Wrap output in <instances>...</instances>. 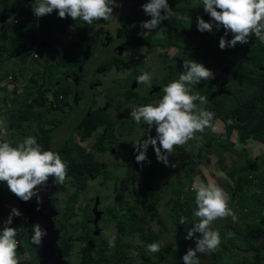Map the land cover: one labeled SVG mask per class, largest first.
<instances>
[{
    "label": "rangeland",
    "instance_id": "374dc122",
    "mask_svg": "<svg viewBox=\"0 0 264 264\" xmlns=\"http://www.w3.org/2000/svg\"><path fill=\"white\" fill-rule=\"evenodd\" d=\"M28 1L32 2L25 5V12H27V8L33 12L31 7L33 0ZM175 1L189 2V0H168L169 6L173 5ZM2 2L3 0L1 1V7L3 8ZM123 2L125 4L130 3L128 9H131L133 6H142L149 0H133L131 2L130 0H123ZM22 3L23 1H19L18 4ZM116 3L120 5L121 0H116ZM18 4H15L6 12L2 11L4 21L10 22L12 25L30 22L33 27L29 30L27 41L18 38L17 34L20 31L18 27L16 30H12L7 36L8 41L3 43L2 47L9 46L14 41H16V45L20 49H22L20 44L25 42H27V45L30 42L34 45L28 51V61L26 63L21 64V62L12 61L10 64L1 65L0 116L7 125L2 122L0 141L14 140L15 144H17L21 142L18 141L20 137L34 136L41 147L44 146V141L47 139L49 150H60L62 145H67L69 146L68 150L71 152L78 146L84 148L87 152H91L93 136L87 140H82L77 132L72 129L83 117L88 105L91 102H94L93 104L102 103L104 107L101 112H104L107 107V113L104 114L108 120L121 119V122L116 121L121 124L119 127H122V129L121 131L116 130V140L113 142L114 149L100 153L92 152L98 160L106 163V171L97 179L88 181L86 187L79 190L78 194L73 193V186L68 183L70 179H66L62 185L57 184L59 189L52 192L50 200L54 214L51 217V221L53 229L59 231L57 244L58 246L61 245L63 236L68 237L70 244L69 252L65 257L63 256V261L65 264H82L80 248L83 251V247L89 245L92 240H96L99 250H102L108 247L109 237H116L119 229L118 225L121 221H127L130 216L132 219L131 226L135 227L142 217L146 216L148 221L143 232L146 234L153 233L150 238L159 235L160 241H163L161 250L156 253L147 252L146 248L149 242L145 243L143 241L139 231L133 234H124L122 241L129 252L126 257L121 259L120 264H140V260L147 261L142 254H145L154 264H167L171 258L167 256L169 248L163 249L165 243L171 244L176 240L184 239L182 244L173 247L174 256L171 262V264H183L181 257L189 247L195 248L196 240L195 236L191 240L185 239L187 229L192 227V223L189 222L183 225L179 223V220L182 216H192L196 204L188 210V215L183 207L175 209L171 207H174L175 203L181 200H187L188 198L195 200L193 185L200 182H215L226 193L230 194L223 186L226 184L233 186V178L225 172L224 168L230 167L239 161L243 163L246 160L253 167H259V171L250 173L248 178L251 181L264 182V143L260 140L253 142L254 138H251L250 147L240 149L238 142L237 144L235 143V134L233 132L229 134L226 124H223L225 123L224 120L214 114L213 127L208 128L210 135L207 136L212 137V145L208 151L202 150L200 145H198V143L200 144V139L196 137L195 142L197 143L191 146L192 149H189L190 146L187 144L183 147H176L174 152H177V154L173 155L172 164L169 162V165L166 166L163 162L157 160L153 147L149 145L146 152L148 159L142 162L143 166H141L135 160L134 142L143 141L149 135L155 137V125L149 130L148 125L141 121V125L135 127L134 125L137 123L130 122V112L135 107L156 103L162 98L163 92L159 89L160 83L156 81L158 78L152 79L155 81L146 90L147 92L143 90L142 84H138L137 81L129 78L122 79L115 84L144 98V101L140 104L133 99H128V110L120 108L117 92L115 93L114 88H112L111 92L112 98L106 95H98L95 98L93 97L95 90H91V83L94 81V77L100 74L105 69V65L108 64V62L104 61V58L109 54V50L114 52L115 49H112V47L121 44V37L119 39L114 37V41L105 39L104 47L107 46L108 50L97 48L100 44L99 42L103 41L104 31L115 34L118 24L116 17L113 15L108 19V22L94 21L93 25L89 26L84 24L83 21H74L70 17L59 18L58 13H56L49 15L46 17V21L42 22L32 15L29 18L27 13L28 19H22L25 18L24 14H20L17 17L15 14L19 13ZM135 12L131 13V15L136 16L139 13L146 15L143 7L137 8ZM146 17L151 19L148 15ZM199 17L213 25L210 32L211 36H209V31L199 32L197 28L198 33L195 36L200 48L199 57H191L192 49L191 46H188L189 42L178 40L176 44L169 41L166 21L161 23L159 29L152 32L145 30L147 31L146 34H151L148 37L153 42L151 46L136 47L134 50L138 52L147 51L155 55L162 72L167 75L170 74V68L175 60L176 79L179 78L180 73L184 70V61L194 60L202 63L205 67L212 70L216 80L214 82L212 81L213 79L208 80L205 86L207 90L214 88L211 92V99L217 101V97L231 95L232 92L238 98L234 93V89L240 88L242 97L247 100L264 83V74L261 76L262 71H264V53H259L258 58H254L253 55L256 53L260 41L252 35L246 44L241 45L238 43L235 47H226L221 50L219 40L222 36H225L224 28L222 26L217 28L216 22L205 11L200 13ZM71 22H74L83 32L89 33L91 37L88 48L84 51L82 50L84 48L82 45H75L84 41L78 37V34L75 35L78 39L73 41L74 44L70 48L63 47V42L55 37L64 32L67 29L66 25L69 26ZM132 29V26L123 22L122 33L126 38V45L131 46L129 50L134 47L131 39ZM75 32L76 30L72 26L66 34V39H69ZM140 34L143 38L147 36L144 33ZM231 38L232 33L229 32L225 39L230 40ZM181 41L183 46L188 47L182 48L180 46ZM2 49H0V56L4 53ZM251 50L254 51L251 53ZM13 56L14 54L10 58ZM71 56L76 59H83V61H78V64H76L71 59ZM250 57L257 61L260 72L257 71V68L249 59ZM226 68L227 71L225 70ZM71 72L75 75L72 76ZM71 84L75 87L70 88ZM239 85L242 87H238ZM209 94L210 91H208ZM13 101L21 102L22 107L18 108L32 114L29 120L36 122V132H24V124L25 122L27 124L29 120L20 121L15 115L6 118L7 110ZM57 113L63 119V122L62 120L55 121ZM45 121L53 125L51 130L44 131L42 129L40 124ZM60 122L62 123L61 126H55V123ZM100 131L101 128L99 129ZM259 133L261 134V139L264 140V124L261 126ZM238 150L240 152H237ZM189 152H203V155L198 161L196 158L192 159L193 156ZM239 153L243 157H240ZM60 155L62 157L61 153ZM186 157L187 160L185 159ZM186 172L191 176V179L185 187L181 188L180 183L184 180ZM173 180H175V184L170 188L173 196V205L167 207V210L171 212V217L163 224L160 218L162 215L161 209L165 208L164 195L161 193L159 185L163 183L170 184ZM96 193H101V195L97 197ZM262 194H264V189ZM145 202H154V206L158 211L156 218H150L152 213L145 212ZM27 203L29 204L30 201H27ZM229 206L236 213L238 220L233 222L231 217H227L217 219L211 225L213 230L219 232L221 241L228 244V252H221L218 248L215 252L198 253L199 264H247L248 258L253 260L254 252H260L258 249L254 250L253 244L257 245L264 240V237L256 241L247 239L244 228L246 222L253 221L256 218L248 226L251 229L253 228L252 230L264 231V217L246 213L245 209L237 210L232 204ZM237 206L239 208L244 207V204ZM12 207L19 209L18 198L8 190L5 183L0 182V212L2 214L0 229H2L3 221L8 217ZM252 208H255V206ZM27 219V216L20 217L15 225H10L17 229L16 238L19 241L17 251H22L18 257L20 264H39L34 248L28 243L30 234L29 229L25 227ZM192 219L193 217L189 221ZM257 225H261L262 228L257 229ZM195 235L199 236L200 234L197 233ZM117 243L115 241V245ZM59 248L61 247L59 246ZM78 252L80 253L78 254ZM104 253L107 256V260H110L114 250H104ZM227 253L234 255V259L231 256L228 257ZM237 256L238 260H236ZM91 258L93 259V264H95L98 261L99 253L94 251ZM104 264L112 263L105 261ZM252 264L259 263L253 262Z\"/></svg>",
    "mask_w": 264,
    "mask_h": 264
},
{
    "label": "clouds",
    "instance_id": "9594fccd",
    "mask_svg": "<svg viewBox=\"0 0 264 264\" xmlns=\"http://www.w3.org/2000/svg\"><path fill=\"white\" fill-rule=\"evenodd\" d=\"M197 4H202L204 11L216 22L217 28H224L225 36L229 32L232 33L230 40H226L225 36L220 38L221 50L235 47L238 43L246 44L252 35L264 44V0H193V6ZM118 6L116 0H33L32 11L40 18L55 10L59 18L71 17L74 21H83L91 26L94 21H107L113 16V8ZM142 7L145 14L151 17L141 22L142 29L148 32L159 29L163 21L173 16L178 21H191L187 14L174 12L168 0H149ZM212 27V23L203 18L197 19L199 31L211 32ZM183 69L178 79L163 86L161 99L156 103L135 107L130 112L131 119L137 124L143 121L149 130L155 125V137L149 135L143 141L134 142L135 160L141 166L142 162L148 159L146 152L149 145L153 147L157 160L168 166V157L176 147H183L190 140L200 138V132L213 127L214 113L204 108L208 97L199 92H192V86L202 80L214 79V73L194 60L184 61ZM151 80L152 75L147 71L137 77L138 84L152 85L154 81ZM226 127L228 129L227 124ZM67 170L68 166L61 155L52 150H42L34 136L25 137L15 146L7 140L0 141V182L5 183L8 190L22 201L27 202L35 197L39 205L42 202L40 192L48 188L49 178H54L55 185H62L65 183ZM193 191L196 204L192 212L193 219L189 221L187 217L182 216L179 223H192V227L187 229L185 239L191 240L195 236L196 243L195 248L189 247L181 257L183 264H199L198 253L207 254L215 252L218 248L221 252H228V244L221 241L219 232L213 230L211 225L217 219L227 217H231L233 222L238 220L236 213L229 206L228 193L217 183L200 182L193 185ZM20 215V210L12 207L3 221V227L0 229V264H20L17 256V229L10 226L13 217ZM197 233L200 235L196 236ZM47 234V230L37 223L33 227L31 242L41 246ZM108 246L115 247L114 236L109 237ZM162 246L163 241H154L147 245L146 251L156 253ZM169 253L170 251L167 252ZM227 256L234 259L232 254L227 253Z\"/></svg>",
    "mask_w": 264,
    "mask_h": 264
},
{
    "label": "trees",
    "instance_id": "16d2710c",
    "mask_svg": "<svg viewBox=\"0 0 264 264\" xmlns=\"http://www.w3.org/2000/svg\"><path fill=\"white\" fill-rule=\"evenodd\" d=\"M133 0H130V2ZM3 11H7L6 8V1L3 0ZM120 7L127 9L130 7V3L125 4L123 0H121ZM142 6H133L131 7V10H135ZM174 12L177 13H183L187 14L190 18V22H182L176 20L175 16L170 17L168 20H166V24L168 26L167 29V36L169 41L172 43H178V40H185L189 42L188 46H191L192 49V55L191 57H199V44L196 40V34L198 33L197 30V19L200 18L199 14L204 12V8L202 4H197L196 6H193V0H191L188 3L182 2V1H175L173 5L170 6ZM134 11V12H135ZM57 11H53L51 14H56ZM45 15L43 17H40L39 19L42 22L46 21V17L49 15ZM141 17H146V15L139 13ZM35 16V15H34ZM2 20H4V16L1 14ZM122 17L126 19V24L131 26L132 18L135 16L130 15L129 17H126V14H123ZM149 17V16H148ZM37 18V17H36ZM71 19V17H70ZM147 20H149L146 17ZM118 25H120L121 20L119 16L117 17ZM103 21V20H101ZM141 26V25H140ZM120 28V27H118ZM107 32V31H105ZM201 32V31H199ZM212 34L209 32V36ZM8 39L6 38V27L4 23H1L0 27V49L3 48V54L0 56V69L2 64H10L12 61H18L21 62V64H24L28 61V51L31 47H33V43L30 42L27 45V42L20 44L22 49H20L16 45V41L12 42L9 46L2 47L3 43L7 42ZM182 41L180 46L182 48H186L188 46H183ZM150 45H152L153 42H149ZM30 46V47H29ZM254 50H251V53ZM259 53H264V44L259 43L257 46L256 53L253 54L254 58L259 57ZM14 54L12 58L10 56ZM252 55V54H250ZM264 55V54H263ZM4 57V58H3ZM251 61L253 62V65L255 68H257V71L260 72L258 69L259 64L255 59L250 57ZM166 63V62H164ZM168 66H170L167 63ZM175 60L173 62L172 67L170 68V74L168 75V79L164 81L163 84H159V89L162 90L163 86L170 83L173 80H176L177 70L175 68ZM227 71V68L225 69ZM264 71H262L261 76H263ZM213 82L216 81L215 79L212 80ZM208 81H201L199 84L192 86V92H199L201 95H204L208 97L207 104L204 105V108L207 111L214 112L215 115L220 117L224 122L228 125L229 134L234 132L236 135V144L238 142V147L240 149L250 147V139L254 138L253 141L260 140L264 143V140L261 139V134L259 133V130L261 129V126L264 124V83L261 84V87L247 100H244V97H242L241 92L242 90L240 88H235L234 93L238 96L235 97L233 95V92L231 95H223L220 97H217V101L211 99V92L214 90V88L207 90L205 88ZM238 87H242L239 85ZM208 91H210V94L208 95ZM232 91V90H231ZM127 94V97L129 99H133L137 103H142L144 101V98H141L137 96L136 94H132L128 91H124ZM111 95V94H110ZM95 97V96H94ZM96 98V97H95ZM125 102H128V99L126 101H118V104L120 108H124L125 110H128L129 107H124ZM91 102V104L88 105V108L86 109L83 117L78 121L73 127V131L77 132L80 139L87 140L90 137L93 136V142H92V151L87 152L84 148L78 146L76 149H74L73 152L69 151V146L62 145L61 149L55 150V152H58L59 154H62V159L68 166L67 170V177L66 179L69 180V185L73 186V193L79 192V190L84 189L87 185V182L90 180L97 179L102 173L106 171V163L98 160L92 152L100 153L103 151H112L113 148V142L116 140V130L121 131L122 127H119L121 124H118L116 121L119 120H108L104 113H107V107L104 109V112L101 110L103 109L102 103H95ZM197 103H199L197 101ZM263 112V113H262ZM120 115V114H117ZM32 114L27 112L26 110H23L20 115H16L15 117H19L20 121L29 120L31 118ZM119 117V116H117ZM56 120H62L61 117L58 115V113L55 116ZM123 121V120H122ZM231 121V122H229ZM124 122V121H123ZM130 122L134 123L135 121L130 119ZM142 123V122H141ZM135 124V127H139L141 125ZM225 123H223L225 125ZM62 123H55V126H61ZM101 128V131L99 132V129ZM103 131V132H102ZM210 135L208 128H205L203 132H200V147L204 151H208L212 145V137L207 136ZM47 136V135H46ZM208 137V138H207ZM46 139V138H45ZM15 146L14 140H8ZM203 141V143H201ZM197 143L195 142V139L190 140L187 143V145L190 146L189 149H192L191 146ZM194 146V145H193ZM42 150H49L48 141L47 139L44 141V146L41 147ZM54 151V150H52ZM237 152H240L238 150ZM203 152H189V154H192V159L196 158L198 161L200 160ZM177 152H173L172 155L169 157V162L172 164L173 155L175 156ZM120 156V155H119ZM240 157H243L241 153H239ZM185 157V156H182ZM187 160V157L185 158ZM259 167H253L250 163L245 162H237L232 164L230 167L224 168L225 172L229 174L233 178V186H230L229 184L224 185L223 187L226 188L230 194L229 197V205L232 204V206H235V209L244 210L246 213H252V215H260L261 217H264V194H262V190L264 189V182H258V181H251L249 180L248 176L250 173L258 172ZM165 179V177H164ZM191 179V176L187 174L184 176V180L180 183V187H185L188 183V181ZM54 178L50 177L48 181V188L41 190L45 194H47L48 198L52 197V192L55 190H58L59 187L54 184L53 182ZM175 184V180H173L170 184H160L159 189L161 193L164 195V207L162 210V215L160 218V221L165 224L166 221L171 217V212L167 210V207H171L173 205V196L170 192V188L172 185ZM254 191V192H253ZM76 194V195H77ZM101 193H96V196L99 197ZM72 204V202H70ZM195 204L194 199H187V200H181L175 203L174 207H171L173 209L178 207L185 208V212L192 208V206ZM244 204V207H238L237 205ZM255 208H252L254 207ZM248 208L252 209L249 210ZM145 212L146 213H152L150 215V218H156L158 215L157 208L154 206V202H145ZM192 216H188V220L191 219ZM2 218V214L0 212V219ZM256 218H254L253 221H248L245 223V229L244 232L247 235V239H250L253 241L259 240L260 238L264 237V231L263 230H252L248 225H250L252 222H254ZM261 220V219H259ZM148 219L146 216H143L140 222L135 226H131L132 219L129 216L127 221H121L119 223V229L118 233L115 237V241L118 242L114 248L105 247L102 250H99L98 244L96 240H92L89 245L83 247L81 257H82V264H93V259L91 258V255L94 251L99 253L98 261L95 264H104L105 261L109 263L114 264H120L121 259L123 257H126V254L129 252L128 248H125V244L122 241V236L124 234H133L136 231L140 232V237H143V241L145 243L149 242L152 243L154 241H160V236H153V238H150L153 233L146 234L143 232L145 228V224L147 223ZM264 221V220H263ZM128 225V226H127ZM262 228L261 225H257V229ZM62 243L59 245L61 248L62 255L65 257L67 253L69 252L70 244L68 241V237H64L61 239ZM184 239H179L174 241L171 244L164 245L163 249L169 248L170 253L167 254L171 260L167 264H171L173 261L174 256V250L173 247L179 244H182ZM253 248L258 249L260 252H254L252 258L253 260L247 259V264H252L253 262L264 264V241L258 243L257 245L253 244ZM104 250H114V253L112 254L110 260H107V256L104 253ZM22 251H17V256ZM78 252V254L80 253ZM146 257L147 261L140 260V264H154L145 254H142ZM255 256V257H254ZM129 259V257H127Z\"/></svg>",
    "mask_w": 264,
    "mask_h": 264
},
{
    "label": "crops",
    "instance_id": "0c3cea01",
    "mask_svg": "<svg viewBox=\"0 0 264 264\" xmlns=\"http://www.w3.org/2000/svg\"><path fill=\"white\" fill-rule=\"evenodd\" d=\"M1 1L0 0V27H1V23L5 24L6 27V38L9 34V32H11L12 30H16L18 27V31L19 33L17 34L18 38L23 39L25 41H27L28 35L30 33V27L28 25L27 22H23V24L20 25H12L10 22L8 21H4L2 20L1 14L3 11V8L1 7ZM6 1V8L7 10H9L10 8H12L15 4H18L19 1H23L22 4H18L17 8L19 10L18 14H15L17 17L20 14H24L25 18L22 19H27V14L25 12V5L32 2V1H28V0H5ZM32 7V6H31ZM27 10L30 11L29 8H27ZM121 7L119 5V7H114L113 8V15L116 17H118L119 13L121 12ZM135 10H132V13H136L134 12ZM13 13V12H12ZM33 14V12H31ZM34 16V14H33ZM147 20L146 17H141L140 15H136L134 18H132L131 21V26L133 28H139L140 33H144L146 34L147 31H145L146 29H142L141 22ZM103 22H108L107 21H103ZM74 26V29L76 30V32L69 38L66 39V34L70 31L71 27ZM119 25L117 24L116 28ZM105 32V31H104ZM76 34H78V37L84 41H82L80 44H75V45H82L84 48L82 49L83 51L88 48L89 42L91 40V37L89 35V33L87 32H83L82 29L80 27H78L74 22H71L70 25L68 26L67 31H64L62 33H60L59 35L55 36L57 39H59L60 41L63 42L65 48H70V46L72 44H74L73 41L77 40L78 38L75 36ZM109 35H111V33L109 32ZM108 34H106V37H109ZM147 36H145V38L147 39L148 42H152L151 39H149L148 37L151 35L146 34ZM105 41V39H104ZM104 41L99 42L100 44L97 46V48L100 49H107V46L104 47ZM115 49L117 50V48L115 47ZM108 50V49H107ZM116 50L113 52L111 50H109V54L104 58V61H108L110 58H112L113 56H116ZM128 50L123 51V49L121 48V50L118 53L119 56V61L117 62L116 66L110 65L109 69L101 72L100 74H97V76L94 77V81L91 83V90L94 91V94L97 95L99 92H103L106 89L109 88H114L115 89V93L117 92V98L118 101H126L127 99L125 97H123V93H124V89L120 88L119 86H116L115 84L118 83L120 80L125 79V78H129L130 80L132 79L133 76L137 75L136 70H134L135 68V61L130 60L129 62L126 63V61H122L120 60L123 55H125V53H127ZM12 56V55H11ZM157 63V68H156V73H161L162 72V68L158 62V59L155 55H152ZM70 57V55H69ZM71 59L75 61L76 64H78V61H83V59H79V58H74L73 56H71ZM124 63H126L127 65L124 66ZM72 73V72H71ZM75 75L74 73H72V76ZM152 82V81H151ZM148 86L146 87L145 91L149 88V86H151L150 84H147ZM75 86L73 84L70 85V88H74ZM144 90V89H143ZM112 92V90H111ZM21 102L18 101H13L6 113V118H10L12 116H14L15 114L19 113L21 114L23 110H20L18 107H22ZM124 107H129L128 102H125ZM2 122L7 125V123L5 122V120L1 119L0 116V129H2ZM28 124V125H27ZM25 122L24 124V132H36L37 131V124L34 120H29L28 122ZM42 129L44 131H49L51 130V128L53 127V125L49 122H43L40 124ZM145 128V127H143ZM8 139V138H7ZM24 138L20 137V139H18V141H22ZM256 142V141H253ZM238 260V256L237 259Z\"/></svg>",
    "mask_w": 264,
    "mask_h": 264
},
{
    "label": "flooded vegetation",
    "instance_id": "af4514ba",
    "mask_svg": "<svg viewBox=\"0 0 264 264\" xmlns=\"http://www.w3.org/2000/svg\"><path fill=\"white\" fill-rule=\"evenodd\" d=\"M26 13L29 15V18H31V15L33 16V14L31 13V11H29V10H27ZM131 13H132V10L131 9H127V7L122 8L121 12L118 15L119 18H120V20H121V23L118 26L120 28H118V27L116 28L115 34L109 35V32L108 31L103 33V37H102L103 41H104V39H108V41L109 40H113L114 41V37H117L118 39L121 37V44H119V45L116 46L117 50L115 49V47H112V49H115L116 50V56H113L112 58H110L107 61L108 64L105 65V69L103 71L109 69L110 65L116 66L117 62L119 61L118 53L121 50V48L123 49V51L128 50V49H131V46L130 45H126L127 44V41H126L125 36L122 33V24H123V22L126 24V19H124L122 17V15L123 14H126V17H129L131 15ZM34 17L36 18V16H34ZM27 19H28V16H27ZM37 19L40 20L39 18H37ZM27 23H28V25H29L30 28L33 27V24L32 23H30V22H27ZM36 26H37V24H36ZM66 26H67V29H68V25H66ZM67 29L65 31H67ZM106 34L109 35L108 38L106 37ZM131 39H132V42L134 44L133 49L130 50V51H128L127 53H125V55H123V57L120 59L122 61L125 60L126 63L129 62L130 60L136 62L135 63L134 70H136L137 75L136 76H133L131 80L137 81V77L139 75H141L143 72L147 71V72L151 73L152 79L153 78H158V79H156V81L159 82L160 84H163L164 81L168 79V75L165 72L156 73L157 63H156L154 57L152 56V53H149L147 51H145V52H138L137 50H134V48H136V47L151 46L150 43L147 41V39L146 38H143L141 36L140 30H139L138 27L132 29V31H131ZM105 43L106 42L104 41V44ZM126 63H124V65ZM159 78H161V79H159ZM151 81H155V80H151ZM142 85L144 87V90L148 86L147 84H142ZM111 90H112V88L106 89L103 92H99L97 95L94 94L93 97L94 96L96 97L98 95H106L107 97L112 98V96L110 95L111 94ZM124 91H128V92L132 93L128 89H124ZM132 94H134V93H132ZM123 97H125L126 99H129L127 97L126 92L123 93ZM16 115H20L21 116V114H19V113L15 114V116ZM17 118L20 119L19 117H17ZM43 133H45V132H43Z\"/></svg>",
    "mask_w": 264,
    "mask_h": 264
},
{
    "label": "water",
    "instance_id": "95a60500",
    "mask_svg": "<svg viewBox=\"0 0 264 264\" xmlns=\"http://www.w3.org/2000/svg\"><path fill=\"white\" fill-rule=\"evenodd\" d=\"M42 202L38 205L36 198L33 197L28 204L18 198L19 210L21 215L13 217L12 224L15 225L17 219L27 216L25 227L29 229L30 237L28 243L34 248L39 264H65L61 249L58 246L59 232L53 229L51 217L54 214L50 198L43 191L40 192ZM39 208V210H37ZM47 230V235L43 238L41 246H36L31 242L33 227L35 224Z\"/></svg>",
    "mask_w": 264,
    "mask_h": 264
}]
</instances>
